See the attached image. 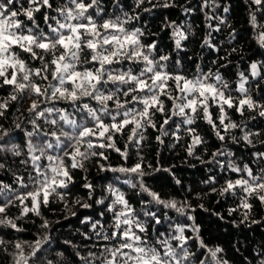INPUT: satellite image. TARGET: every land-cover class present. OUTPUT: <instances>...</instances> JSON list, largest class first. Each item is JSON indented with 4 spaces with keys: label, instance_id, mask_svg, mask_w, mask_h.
Returning a JSON list of instances; mask_svg holds the SVG:
<instances>
[{
    "label": "snow or ice",
    "instance_id": "snow-or-ice-1",
    "mask_svg": "<svg viewBox=\"0 0 264 264\" xmlns=\"http://www.w3.org/2000/svg\"><path fill=\"white\" fill-rule=\"evenodd\" d=\"M145 2L151 5L143 9L145 12L156 7L175 6L173 0H163L162 3L160 0L157 3L136 0L134 7L140 8ZM251 2L257 6V11L264 10V0ZM119 3L120 0H116L117 7ZM204 6H208V0ZM49 10L56 15L50 17ZM184 11L191 10L185 8ZM228 11L227 7L223 9L225 13ZM103 12L100 0H64L60 5L54 4V0H23V3L21 0H0V89L6 86L10 89L6 97H0V118L5 116L13 102H18L19 111L24 102L36 97L28 107V116L21 123L13 121L15 129L24 133V146L29 154V159L22 160L21 164H30L32 168L28 183L23 176L14 179L23 188H29L31 184L33 190L19 194L11 185L0 184V199L4 200L0 204V226L22 231L6 214L7 208L17 200L23 205L22 215L25 216L30 212L40 216L41 205L46 207L54 195L63 200L65 194L58 189H67L73 182L70 169H83L85 161L92 157L107 160L103 151L94 149H113L126 160L128 145L134 143L138 147L144 139V131L148 127H157L154 118L157 113L165 115L166 101H171L172 107L167 110L161 130L174 116L184 117L183 123L193 125L199 113L222 142L226 134L233 143L239 142L236 136L229 134L230 130L237 128L243 132L239 139L249 145L253 144L251 137L259 135L244 132V126L232 121L227 112V109H235L244 116L246 110H258L257 114L264 117V103L254 99L245 87L248 77L243 72L239 73L237 88L241 95L234 98L218 69L205 72L197 66L195 73L189 76L176 70L182 68L179 60L175 61V68H170L172 57L158 54L160 50L155 41L145 44L141 29L125 27L130 21L138 20L139 13L105 18ZM37 13L42 16L48 31L36 22ZM207 18L225 23L220 17ZM250 23L254 28L264 29V25L257 23L255 12L250 15ZM164 26L177 37L176 48H181V40L187 39L180 30L181 26L174 21ZM257 40L264 47V30L258 33ZM34 62H38V66H34ZM260 68L264 65L252 63L251 75L264 80ZM61 102L64 107L59 106ZM91 102H95V106ZM213 105L219 112L215 119L210 111ZM25 124H30L31 130H27ZM46 126L52 130L46 131ZM126 129L127 142L121 150L116 147L115 137L124 135ZM188 133L192 137L191 155L192 148L203 143V139L195 128H188ZM162 134L167 135V132ZM33 138L38 142L34 143ZM5 152L17 157L22 155L21 146L11 142L10 130L0 124V154ZM225 155L228 153L218 150L213 153V159ZM256 158L264 160V152H257ZM100 167L105 170L103 165ZM3 168L5 165L0 163V169ZM228 169L239 175L235 180L227 179L220 194L235 195L237 189L240 190L243 194L240 207L245 210L241 223H244L253 208L249 202L251 198L264 204V168L254 173L248 164L241 167L230 162ZM111 170L138 174L141 178L145 174L142 158L131 168ZM85 187L91 189L92 185L88 183ZM141 188L151 197L149 203L155 202L185 216L192 211L187 201L165 200L150 191L144 187L142 179ZM109 191L114 195L107 206V211L112 213L111 231L103 230L100 225L103 231L96 232L92 245L96 250L88 251L86 255L78 252L80 264H230L222 255V247L210 248L204 243L198 235L197 225L175 223L166 213L168 234L159 232L152 237L154 242H150L148 225L162 224L160 216L144 208L141 214L149 220H142L141 214H137L123 194L111 187ZM27 201L31 202L30 207ZM82 207L91 205L85 203ZM97 224L99 221L93 224V229ZM42 227H48L46 220ZM189 231L196 235H187ZM49 242L48 236L30 244L16 242L13 245L15 251L9 253L8 242L0 238V250L8 253L11 264H61L63 253L57 254L55 262L47 259L44 245ZM190 242L196 243L195 250ZM259 255L264 257V253Z\"/></svg>",
    "mask_w": 264,
    "mask_h": 264
},
{
    "label": "trees",
    "instance_id": "trees-1",
    "mask_svg": "<svg viewBox=\"0 0 264 264\" xmlns=\"http://www.w3.org/2000/svg\"><path fill=\"white\" fill-rule=\"evenodd\" d=\"M63 2L64 0H54L56 5ZM135 3L136 0H120L117 7L116 0H100L104 9L102 15L105 18L122 17L125 13H139V19L130 21L125 27L129 30L141 29L144 32L141 39L145 44L155 41L160 50L158 54H168L172 57L169 61L170 68H175V61L179 60L182 68L176 70H182L189 76L195 73L197 66L205 72L209 70L216 72L218 69L227 81L230 94L234 98L241 95L237 88L240 81L239 73L243 72L248 77L245 87L249 89L254 99L264 103V80L253 77L250 69L252 63L264 65V47H261L257 40L258 33L264 29L254 28L250 23V15L255 12L257 23L264 25V10L257 11V6L252 4L251 0H208L207 7L204 6L205 0H173L174 7H156L151 12L143 11L144 8L151 7L147 2L140 8H135ZM153 3H157V0H153ZM225 7L229 9L227 13L223 12ZM185 8L191 11L185 12ZM47 14L50 17L56 15L51 10ZM36 15V22L48 31L40 13ZM208 16L223 18L225 23H220L219 19L209 20ZM173 21L181 26L180 30L187 36V39L181 40L179 49L175 46L177 37L173 35L171 29L164 26ZM209 24L212 25L211 28ZM34 66H38V62H34ZM259 70L264 76V68ZM9 91L7 86L0 89V97H6ZM32 99L36 97L33 96L24 102L19 111L18 102H13L5 116L0 118V124L10 130L11 142L19 144L22 150V155L18 157L8 152L0 154V157H3L0 158V163L5 165V168L0 169V184L11 185L19 194L33 188L31 184L29 188L20 187L14 177L23 176L25 183H28V173L32 172V168L30 164H21L22 160L29 159V154L24 146V133L15 129L13 121L21 123L28 116L27 110ZM91 103L95 106V102ZM59 106L65 105L61 102ZM171 107L172 102L166 101L165 115L157 113L154 118L157 127L155 129L148 127L144 131V139L138 147L134 143L128 145L126 160L113 149H94L97 152L103 151L108 157L107 160L92 157L85 161L83 169H70L73 182L67 189H58L65 194L64 199L61 200L55 195L50 197L46 207L41 205L40 216L31 212L26 216L22 215L23 205L18 200L9 206L7 216L14 219L22 231L0 226V238L8 242L6 244L8 252L15 251L13 245L16 242L30 244L38 238L48 236L50 242L44 245L47 259L55 262L58 259L57 254L63 253L61 264H80L78 252L80 255H86L88 251L96 250L92 247L96 240V232L111 231L112 213L107 211V206L114 199L113 193L109 191L111 187L125 196L137 214L148 208L160 216L162 224L148 225L150 242H154L152 237L159 232L168 234L166 229L169 222L165 219L166 213L175 223L197 225L198 235L204 243L210 248L222 247L224 249L222 255L230 264H261V260L264 259L259 255L264 253V204L251 198L249 202L253 208L250 216L247 221L241 223L245 211L240 207L243 194L237 189L235 195H221L220 190L227 179L238 178L239 174L228 169L230 162L241 167L248 164L254 173H259V170L264 168V160L256 158L257 152H264V143H261L264 141V117L257 114L258 110H246L244 116H241L235 109H227L231 120L244 126V132L259 133L258 136L251 137L253 144L249 145L239 139L243 135L240 128L230 130L229 133L236 136L239 142L233 143L227 134L225 141H220L212 127L199 113L193 125L183 123L184 117L174 116L161 130L163 120L168 114L167 110ZM210 111L214 119L219 114L215 105ZM18 116L20 119H17ZM25 127L31 130L30 124H25ZM188 128H195L203 139V143L192 148L191 155L189 148L192 137L188 133ZM45 130L52 129L46 126ZM127 132L126 129L124 135L115 137L116 147L121 150H124L127 142ZM162 132H167V135H163ZM33 142L38 141L33 138ZM218 150H223L228 155L213 159V153ZM141 158L145 173L142 178L138 174L111 170L119 167L131 168L141 162ZM100 165H103L105 170H101ZM141 179L144 187L158 193L165 200L187 201L192 211L185 216L176 213L175 210L164 209L155 202L149 203L151 197L142 190ZM88 183L92 185L91 189L85 187ZM2 203L4 200L0 199V204ZM26 203L31 206L30 201ZM85 203L91 207H82ZM233 209L236 211H232ZM140 218L149 220L142 214ZM45 220L48 222L47 228L42 227ZM253 220L258 223H252ZM97 221L99 224L93 229V224ZM100 225H103V230ZM186 234L196 235L190 231ZM190 246L195 250L196 243L190 242ZM0 264H11V257L3 250H0Z\"/></svg>",
    "mask_w": 264,
    "mask_h": 264
},
{
    "label": "rangeland",
    "instance_id": "rangeland-1",
    "mask_svg": "<svg viewBox=\"0 0 264 264\" xmlns=\"http://www.w3.org/2000/svg\"><path fill=\"white\" fill-rule=\"evenodd\" d=\"M248 80V79H247Z\"/></svg>",
    "mask_w": 264,
    "mask_h": 264
}]
</instances>
